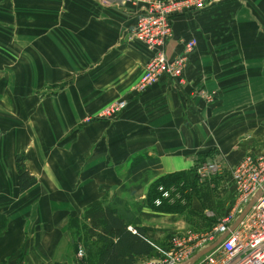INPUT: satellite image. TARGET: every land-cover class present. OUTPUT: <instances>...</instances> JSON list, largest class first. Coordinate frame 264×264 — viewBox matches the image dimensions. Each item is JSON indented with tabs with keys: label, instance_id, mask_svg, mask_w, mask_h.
<instances>
[{
	"label": "crops",
	"instance_id": "1",
	"mask_svg": "<svg viewBox=\"0 0 264 264\" xmlns=\"http://www.w3.org/2000/svg\"><path fill=\"white\" fill-rule=\"evenodd\" d=\"M137 14L115 0H0V59L15 67L0 78L11 117L0 123V264H78L79 242L101 233L92 209L140 218L129 199L154 178L199 159L227 178L264 152V0H206L174 17L167 57L197 44L180 78L144 92L132 90L151 55L131 38ZM116 100L117 117L94 118ZM18 155L36 179L23 191Z\"/></svg>",
	"mask_w": 264,
	"mask_h": 264
},
{
	"label": "built area",
	"instance_id": "2",
	"mask_svg": "<svg viewBox=\"0 0 264 264\" xmlns=\"http://www.w3.org/2000/svg\"><path fill=\"white\" fill-rule=\"evenodd\" d=\"M126 1L132 2L138 12L131 38L151 53L143 74L132 90L144 92L163 76L180 78L197 42L195 38H190L184 42L180 53L172 58L167 57L165 45L173 36L172 21L174 17L189 10L203 9L206 0ZM207 99L212 100V96H207ZM125 106L124 100L113 101L94 118L113 119ZM222 169V165L216 161L204 162L197 167L196 173L201 178H208L220 175ZM229 180L233 186L230 191L232 201L213 227L198 232L172 234L167 249L155 247L159 254L157 259H149L141 264H184L224 234L225 238L194 264H264V152L256 156H244L230 170ZM159 190L164 199L169 198L168 191L163 187ZM256 195L258 197L252 208L238 226L230 231L231 225ZM160 201L156 200V204H160ZM83 255V248H78L77 256Z\"/></svg>",
	"mask_w": 264,
	"mask_h": 264
},
{
	"label": "trees",
	"instance_id": "3",
	"mask_svg": "<svg viewBox=\"0 0 264 264\" xmlns=\"http://www.w3.org/2000/svg\"><path fill=\"white\" fill-rule=\"evenodd\" d=\"M204 162L205 160L203 161L202 159H199L189 171L177 172L157 177L156 180L149 184L144 202H147L149 205H153L152 201L158 198L160 195L159 200L161 199V201L160 204H158L160 206L156 208L157 210L166 211L165 213L181 214L185 211V206H181L179 202H176L174 205L165 204V200L161 198V193H158L157 191L158 187L168 186L182 180L187 184H190V176H195L197 167ZM15 165L18 174L19 189L23 191L32 187L36 183V179L28 171L24 163V156H16ZM228 177L229 176H227V178ZM208 178L213 179L212 181H206L201 184V187L205 188L206 190L199 195L200 191L199 188H197L196 192H198V196H196L197 198H194L198 202L201 210L205 208L204 204L206 203L209 204L210 207L215 205L218 195L216 188H218L219 181L222 179V177H219V175H213ZM213 182L215 185L212 184ZM131 193V195H133L134 192ZM192 197L193 196L190 197L191 200ZM190 198L188 195L186 196V202L184 205L189 204ZM113 200L116 201L118 198L114 197ZM222 210L223 215L228 210V208L226 209V207H223ZM91 211H93L90 215L91 224H93V227H100L102 234L93 232L91 236L83 239L82 242H79L83 246H86L85 249L87 250V253L82 257L83 259L80 263L78 262V264H134L136 261V255H144L145 257L159 256L155 247L161 246H158L155 241L147 237L145 234V229L141 225L140 218L137 217L132 220V215L134 213H132L130 210L126 209L124 211H119L117 214V210L111 209V207H105V209L94 208ZM137 211L140 212V210ZM213 214L215 215V218L212 219V222L207 227V229L213 227L220 216H222L220 214L217 215L216 213ZM197 215L200 216L201 214L199 215L197 212L190 213V218H196ZM206 219L210 220L209 218ZM130 224L133 229L129 228ZM91 231L92 229H90L88 232L90 233ZM171 235L172 234L168 236V241L162 246V248L167 249L169 247V239ZM76 245L78 244L76 243ZM92 245L96 247L92 249Z\"/></svg>",
	"mask_w": 264,
	"mask_h": 264
},
{
	"label": "rangeland",
	"instance_id": "4",
	"mask_svg": "<svg viewBox=\"0 0 264 264\" xmlns=\"http://www.w3.org/2000/svg\"><path fill=\"white\" fill-rule=\"evenodd\" d=\"M115 2H117L120 7L125 6L126 4H130L134 6L132 2H128L126 0H115ZM6 55L9 56L8 50H6ZM2 60L4 61V63L3 64L0 63V78L2 77L1 72L4 69H9L10 71L9 76H12V79H15L14 74H13V69L15 67L11 66L10 62H8V59H0V61ZM5 85L6 86H4V91H7L8 88H10V85H8L7 82H5ZM0 108L4 109L5 107L0 103ZM0 112H2L0 113V123L8 122L11 118L6 115V113L8 112H5L1 109H0ZM1 131L6 132L5 129H0V136L2 135ZM227 170L228 169L223 170L225 174L226 172H228ZM196 175L193 177L190 176V181H191L189 182L190 184H187L185 181L182 180V181L173 183L168 186L158 187V190H157L158 193L159 192L161 193L159 188L163 187V189L165 191H168L170 194L169 198H166V199H164L161 194V198L165 200V204L174 205L176 202H179L181 206L183 207L185 206V211L182 212L181 214L180 213L178 214L165 213L166 211L157 210L156 208L160 205L156 204V199H159L160 195L158 198L152 201L153 205H149L147 204V202H144L145 195L147 192L143 194L144 197L142 199H140V196H135L129 199L130 204L132 206L136 205L134 208L138 206L137 208H139L141 212L140 220H141V225L145 229V234L147 235L149 239L152 238V240L155 241V243H157L158 246L162 247L163 245H165L168 241V236L170 234H181V233H185L188 231H202V230L207 229V227L211 224L212 219L215 218L214 217L215 215L213 213H216L217 215L218 214L221 215L223 213V210H222L223 207H225L232 199L231 192L229 191L230 189L228 187L229 184L225 180V179L229 180V177L228 178L222 177V179L219 181L218 188H216L218 195H217L216 201L213 200L215 201V205L210 207V205L206 203L204 204L205 210L204 209L201 210L198 202L194 199L196 196H198V192H196L197 191L196 189L199 188V191H200L199 195H200L202 192L206 190L205 188L201 187V184L206 181H212L213 178L212 179L201 178L197 173ZM156 179L157 178H154V180ZM212 184L215 185L214 182ZM197 185H200V186H197ZM187 195L189 196V198L191 196L193 197H192V200L190 198L188 205H184L186 202ZM193 212H197L199 215L200 214L201 215L200 216L197 215L198 218L197 217L190 218V213H193ZM206 218H209L210 220H207ZM84 253L85 251L83 248V254ZM157 258L158 256L157 257L156 256L155 257H145L144 259H142L140 263L146 260H149V259H157Z\"/></svg>",
	"mask_w": 264,
	"mask_h": 264
},
{
	"label": "water",
	"instance_id": "5",
	"mask_svg": "<svg viewBox=\"0 0 264 264\" xmlns=\"http://www.w3.org/2000/svg\"><path fill=\"white\" fill-rule=\"evenodd\" d=\"M257 197H258V195H256L254 198H252V200L247 204V206L244 208L243 212L237 217L235 222L231 225L230 231H233L238 226V224L243 220V218L246 216V214L252 208V206L255 203ZM225 236H226V234L222 235L218 241L224 239ZM218 241L215 242L214 244H212L211 246H209V247L201 250L200 252H198L194 257H192L189 260L188 264H194L198 258H200L201 256L205 255L207 252H209L210 250L215 248L216 245H218Z\"/></svg>",
	"mask_w": 264,
	"mask_h": 264
}]
</instances>
